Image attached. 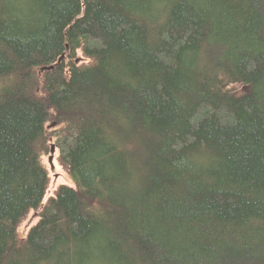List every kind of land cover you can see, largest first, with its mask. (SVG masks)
I'll return each mask as SVG.
<instances>
[{"label": "trees", "instance_id": "1", "mask_svg": "<svg viewBox=\"0 0 264 264\" xmlns=\"http://www.w3.org/2000/svg\"><path fill=\"white\" fill-rule=\"evenodd\" d=\"M0 264H264V0H0Z\"/></svg>", "mask_w": 264, "mask_h": 264}, {"label": "rangeland", "instance_id": "2", "mask_svg": "<svg viewBox=\"0 0 264 264\" xmlns=\"http://www.w3.org/2000/svg\"><path fill=\"white\" fill-rule=\"evenodd\" d=\"M49 174L52 177V182L49 190L46 193L45 199L43 201V206L45 205L47 199L53 196L54 190L60 185H70L67 177L57 168L55 162H52V166L49 168ZM36 217L32 216L28 223L24 226V229L20 232V235L26 233L27 229L36 221Z\"/></svg>", "mask_w": 264, "mask_h": 264}, {"label": "water", "instance_id": "3", "mask_svg": "<svg viewBox=\"0 0 264 264\" xmlns=\"http://www.w3.org/2000/svg\"><path fill=\"white\" fill-rule=\"evenodd\" d=\"M75 63L76 64H79L80 63V60H76ZM50 69H52V68L50 67V68H45V69H42V70H50Z\"/></svg>", "mask_w": 264, "mask_h": 264}, {"label": "bare ground", "instance_id": "4", "mask_svg": "<svg viewBox=\"0 0 264 264\" xmlns=\"http://www.w3.org/2000/svg\"><path fill=\"white\" fill-rule=\"evenodd\" d=\"M76 60H80V63H82V59H81V58H77ZM76 60H75V61H76ZM80 63H79V64H80ZM75 64H76V63H75ZM79 64H76V65H79Z\"/></svg>", "mask_w": 264, "mask_h": 264}]
</instances>
